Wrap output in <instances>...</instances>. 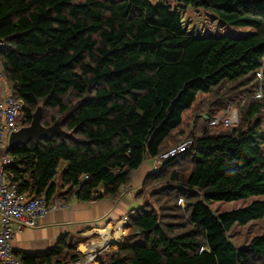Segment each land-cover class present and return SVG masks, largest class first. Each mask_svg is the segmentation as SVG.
I'll use <instances>...</instances> for the list:
<instances>
[{"label":"trees","instance_id":"1","mask_svg":"<svg viewBox=\"0 0 264 264\" xmlns=\"http://www.w3.org/2000/svg\"><path fill=\"white\" fill-rule=\"evenodd\" d=\"M178 7L250 32L198 36ZM0 40L24 127L41 109L40 124L60 129L8 149L18 193L115 200L146 158L190 137L143 179L109 264H264V234L243 247L228 237L264 217V0H0ZM229 106L238 122L211 124ZM78 245L64 236L19 259L58 264L81 257Z\"/></svg>","mask_w":264,"mask_h":264},{"label":"built area","instance_id":"2","mask_svg":"<svg viewBox=\"0 0 264 264\" xmlns=\"http://www.w3.org/2000/svg\"><path fill=\"white\" fill-rule=\"evenodd\" d=\"M191 28L185 24V29L188 32L192 31ZM197 33L200 34V31ZM219 34L216 30H207L202 36H216ZM5 48L6 44L0 40V53ZM0 81L4 84L0 98V264H24L15 255L11 244L15 234L24 228L36 227L38 221L46 217L50 210L68 208V203L62 204L60 199L55 197L54 202L49 204L45 195L27 198L17 192V183L12 181L6 173V168L12 163L11 158L7 154L10 148L9 137L12 133L24 127V102L15 98L14 87L6 77L1 59ZM220 121L226 126L236 124L238 122L237 111L234 109L226 110L222 117L214 118L212 124ZM192 143L193 140L190 137H186L173 148L151 158L155 170H158L165 160L187 150ZM88 179L89 175L84 174L76 189ZM111 245L109 241H105L102 246L94 247V241L91 240L82 249L81 257L58 264H98L99 256L108 250Z\"/></svg>","mask_w":264,"mask_h":264},{"label":"crops","instance_id":"3","mask_svg":"<svg viewBox=\"0 0 264 264\" xmlns=\"http://www.w3.org/2000/svg\"><path fill=\"white\" fill-rule=\"evenodd\" d=\"M3 86L4 84L0 81V98ZM154 169L151 159L146 158L141 166L133 172L131 182L123 189L121 196L115 200L103 198L79 201L73 198L63 201L60 199L62 204L68 203V208L52 209L46 217L38 221L36 227H27L15 234L11 243L15 255L20 258L27 253L45 252L53 248L64 236L91 237L97 234L104 243L105 241L110 242L119 234L115 242L114 240L110 242L113 245L118 244L121 241V230L119 229L121 223L127 221L128 216L140 207L143 200L138 198L137 194L141 191V184L145 176ZM60 180L61 176L59 181L55 180V182L59 183ZM54 200L55 197L48 203L52 204ZM121 219L125 221L121 222ZM117 221L120 223L116 224L114 230L112 225ZM99 246L100 243L97 247Z\"/></svg>","mask_w":264,"mask_h":264},{"label":"rangeland","instance_id":"4","mask_svg":"<svg viewBox=\"0 0 264 264\" xmlns=\"http://www.w3.org/2000/svg\"><path fill=\"white\" fill-rule=\"evenodd\" d=\"M173 5L176 6L174 3H173ZM178 9H179V12H181V14H182L183 23H185L186 26L192 27L191 28L192 31H190V33L196 34L198 36H202V34L206 33L207 30H213V31L216 30L217 33H220L221 35L228 34L231 36H241V35H244V34H247L250 32L249 29L234 28V27H229L225 24H222L218 19H216L215 17H213L211 14L207 13L203 9L191 8V7H189V8L178 7ZM198 31H200V34L197 33ZM257 95L260 96L259 93H257ZM228 109H230V110L234 109L237 111V109L235 107H231V106H229L227 108V110ZM201 115H202V118H204V117L209 118L210 117L206 113H203ZM237 115H238V111H237ZM217 118H219V117H217ZM210 119H211V124H212L214 118H210ZM263 129H264V124H263ZM65 165H66V162H63L59 166L58 171H57V175L55 177L56 181H59L60 176H61V172L64 169ZM125 187H121L119 196H121V194L124 191L123 189ZM141 199L143 201H141L140 205L143 206L144 205V199L143 198H141ZM260 199H264V197H260ZM252 200L253 199L241 200V201H236V202H231V203L216 202V203L211 204V208H212L213 212L217 214V213L228 211V210H231L234 208L243 207V206L249 204ZM122 221H125V220L121 219V222ZM118 222L119 221L115 222L112 225V228L114 230H115L116 224ZM122 223H121V226L119 228L121 230V241L119 243H121V244L123 243L125 237H127L128 233H129V229L127 227V221L122 222ZM112 228H111V230H112ZM262 234H264V217L261 219H258V220L251 221L248 224L243 225V226H235L229 232L228 237L235 244L236 247H243V246L247 245L252 238H254L255 236H258V235H262ZM118 235H116L114 242L116 241ZM76 239H77V242H79V245H78L79 250L83 249V247L81 245H85L86 243H88L92 239L94 240V242L102 241L100 239L99 235H94L91 237H83V236L78 235L76 237ZM119 243L116 245L112 244L108 250H106L103 254H101L98 258V264H101V263L108 264L109 260H110V257H109L110 251L112 249H117L119 247ZM95 244L96 243H94V245Z\"/></svg>","mask_w":264,"mask_h":264},{"label":"water","instance_id":"5","mask_svg":"<svg viewBox=\"0 0 264 264\" xmlns=\"http://www.w3.org/2000/svg\"><path fill=\"white\" fill-rule=\"evenodd\" d=\"M172 106L170 107V109ZM41 109H37L33 115V121L29 126L23 127L21 130L14 132L9 137V147L26 143L30 140H36L39 137H50L53 134H59L60 129L57 125L44 127L40 124ZM83 248L85 245H81ZM80 246V247H81Z\"/></svg>","mask_w":264,"mask_h":264},{"label":"bare ground","instance_id":"6","mask_svg":"<svg viewBox=\"0 0 264 264\" xmlns=\"http://www.w3.org/2000/svg\"><path fill=\"white\" fill-rule=\"evenodd\" d=\"M105 231H106V230H105ZM101 234H102V233H101ZM113 240H114V239H113ZM113 240H111L110 242H113ZM99 243H100V246H101V244L103 243V241L96 243V244L94 245V247H97V246L99 245Z\"/></svg>","mask_w":264,"mask_h":264}]
</instances>
